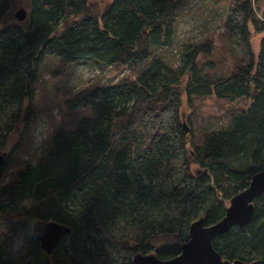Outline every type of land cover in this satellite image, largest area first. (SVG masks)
Returning <instances> with one entry per match:
<instances>
[{
    "label": "trees",
    "instance_id": "obj_1",
    "mask_svg": "<svg viewBox=\"0 0 264 264\" xmlns=\"http://www.w3.org/2000/svg\"><path fill=\"white\" fill-rule=\"evenodd\" d=\"M261 1L233 0L226 29L243 63L218 76L203 72L211 39L184 49L175 67L160 55L142 68L153 50L174 45L183 0H109L100 9L90 0H29L24 25L5 23L11 4L0 0V151L17 125L31 126L46 55L136 70L66 98L63 123L73 128L58 126L47 154L0 187V264L28 257V264H132L135 254L152 252L167 260L180 253L196 216L205 226L224 216L264 170V37L257 54L250 43L252 30L264 32V11H254ZM212 96L247 105L199 137L185 132L184 101L194 109ZM253 204L247 225L214 240L223 259L264 264V193ZM37 220L71 229L51 255L31 237ZM154 235L177 241L155 245Z\"/></svg>",
    "mask_w": 264,
    "mask_h": 264
},
{
    "label": "rangeland",
    "instance_id": "obj_2",
    "mask_svg": "<svg viewBox=\"0 0 264 264\" xmlns=\"http://www.w3.org/2000/svg\"><path fill=\"white\" fill-rule=\"evenodd\" d=\"M28 1L10 0L11 7L5 23L18 22L14 14L21 7L29 11ZM107 1L109 0H90L99 9ZM232 8L233 0H183L175 24L174 45L169 49L153 50L151 55L143 61L142 68L160 55L167 64L175 67L184 49L205 39H211L214 42L211 55L201 58L202 62L209 60L211 65L203 72L227 76L243 63L240 48L227 35L226 22ZM254 11L258 17H261L264 11V0L258 7H254ZM25 23L26 20L21 24ZM250 29L252 30V26ZM263 37L264 32L254 33L252 30L250 43L255 54L259 52ZM135 74L136 70L122 67H100L95 61L65 65L57 56L46 55L36 82L31 126L25 131L22 124L17 125L7 139L4 150L0 151V155L3 152L9 154L5 160L6 166L0 175V187L8 183L28 161L35 163L47 154L53 141V132L57 128L60 126L73 128L71 122L63 123L68 114L63 106L66 98L95 85H110L124 77L134 78ZM246 102L241 100L232 106L227 101L212 96L195 100L194 109H191L184 101L181 107L182 124L187 127V130H193L199 137L202 131L214 130L225 124L232 109L244 108L247 105ZM49 106L52 108L47 113L45 107ZM17 143H20V146L15 153H12L11 150ZM195 168L197 167L193 170ZM198 218L196 216L194 220ZM150 240L155 245L164 246L175 243L177 238L172 235H154ZM27 260L29 261L30 257ZM27 260L22 258L19 261L22 264H28Z\"/></svg>",
    "mask_w": 264,
    "mask_h": 264
},
{
    "label": "water",
    "instance_id": "obj_3",
    "mask_svg": "<svg viewBox=\"0 0 264 264\" xmlns=\"http://www.w3.org/2000/svg\"><path fill=\"white\" fill-rule=\"evenodd\" d=\"M18 22H23L28 16L24 8H19L14 14ZM187 132V129L185 130ZM5 155H0V167ZM264 193V170L252 176L249 184L234 195L226 208L224 216L217 222L205 226L203 219L198 218L189 226V239L181 246L180 253L170 259L161 260L155 254H135L132 264H248L241 260H226L214 249L213 242L221 234L233 227H244L254 213L253 202ZM70 234L68 227L53 221L37 220L33 222L31 237L40 245V249L51 255L60 244L61 239Z\"/></svg>",
    "mask_w": 264,
    "mask_h": 264
},
{
    "label": "bare ground",
    "instance_id": "obj_4",
    "mask_svg": "<svg viewBox=\"0 0 264 264\" xmlns=\"http://www.w3.org/2000/svg\"><path fill=\"white\" fill-rule=\"evenodd\" d=\"M43 221H44V220H43ZM47 221H52V220H47ZM53 222H55V221H53ZM56 223H57V222H56ZM32 224H33V223H32ZM58 224H59V223H58ZM60 225H62V224H60ZM63 226H65V225H63ZM66 227H68V226H66ZM68 228H69V227H68ZM31 229H32V225H31ZM69 230H70V234H71V229L69 228ZM70 234H69V235H70ZM69 235H68V236H69ZM68 236H65V237H68ZM63 238H64V237H63ZM63 238H62V239H63Z\"/></svg>",
    "mask_w": 264,
    "mask_h": 264
}]
</instances>
